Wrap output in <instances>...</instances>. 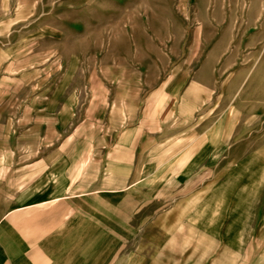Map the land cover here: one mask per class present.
Instances as JSON below:
<instances>
[{
	"label": "crops",
	"instance_id": "1",
	"mask_svg": "<svg viewBox=\"0 0 264 264\" xmlns=\"http://www.w3.org/2000/svg\"><path fill=\"white\" fill-rule=\"evenodd\" d=\"M77 69L7 72L14 96L0 80V264H247L264 175H227L209 83L120 79L84 96ZM154 228L193 237L130 239Z\"/></svg>",
	"mask_w": 264,
	"mask_h": 264
},
{
	"label": "rangeland",
	"instance_id": "2",
	"mask_svg": "<svg viewBox=\"0 0 264 264\" xmlns=\"http://www.w3.org/2000/svg\"><path fill=\"white\" fill-rule=\"evenodd\" d=\"M69 64L78 68L84 96L120 79L155 85L177 75L209 83L204 101L231 131L238 164L227 175H264V0H0L4 96L16 95L5 88L15 82L7 72L37 69L42 80L46 72L59 77ZM243 201L233 196L231 207L240 202L244 208ZM257 209L247 264H264V190ZM167 237L189 242L193 235L154 228L130 239ZM150 251L154 257L158 249ZM171 256L168 264L175 262ZM159 259L153 263L162 264Z\"/></svg>",
	"mask_w": 264,
	"mask_h": 264
}]
</instances>
